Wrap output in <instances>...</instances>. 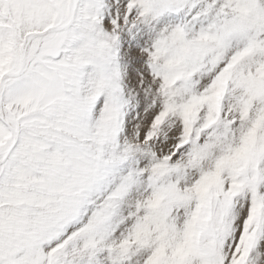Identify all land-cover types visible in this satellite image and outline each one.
I'll return each instance as SVG.
<instances>
[{"label":"snow or ice","instance_id":"snow-or-ice-1","mask_svg":"<svg viewBox=\"0 0 264 264\" xmlns=\"http://www.w3.org/2000/svg\"><path fill=\"white\" fill-rule=\"evenodd\" d=\"M0 264H264V0H0Z\"/></svg>","mask_w":264,"mask_h":264}]
</instances>
